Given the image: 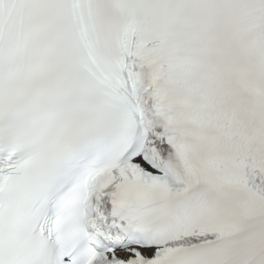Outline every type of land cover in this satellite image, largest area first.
Instances as JSON below:
<instances>
[{
    "label": "snow or ice",
    "instance_id": "6c2138e0",
    "mask_svg": "<svg viewBox=\"0 0 264 264\" xmlns=\"http://www.w3.org/2000/svg\"><path fill=\"white\" fill-rule=\"evenodd\" d=\"M0 264H264V0H0Z\"/></svg>",
    "mask_w": 264,
    "mask_h": 264
}]
</instances>
